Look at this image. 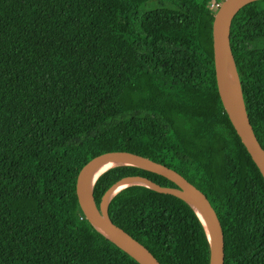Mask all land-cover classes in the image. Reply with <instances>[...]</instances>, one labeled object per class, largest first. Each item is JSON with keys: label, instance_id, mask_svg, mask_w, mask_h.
I'll return each instance as SVG.
<instances>
[{"label": "trees", "instance_id": "1", "mask_svg": "<svg viewBox=\"0 0 264 264\" xmlns=\"http://www.w3.org/2000/svg\"><path fill=\"white\" fill-rule=\"evenodd\" d=\"M221 1L0 0V264H139L89 224L75 195L82 165L111 150L147 156L206 195L224 264H264V179L214 75ZM230 47L264 149V0L236 13ZM132 175L177 188L118 165L95 180L96 207ZM107 210L161 264H209L205 229L179 197L133 184Z\"/></svg>", "mask_w": 264, "mask_h": 264}, {"label": "water", "instance_id": "2", "mask_svg": "<svg viewBox=\"0 0 264 264\" xmlns=\"http://www.w3.org/2000/svg\"><path fill=\"white\" fill-rule=\"evenodd\" d=\"M252 1L254 0H222L220 2L212 22V52L217 93L221 104L236 134L264 179V149L257 140L250 123L230 47L232 20L244 5ZM229 63H233L234 66L238 83V97L232 95L228 90L226 72ZM110 162H121V165H133L151 171L173 182L177 188L160 186L143 176H126L115 181L104 192L99 207H96L92 197V190L90 197L86 192L85 180L95 167ZM128 180H136V183L133 184L144 185L158 192L172 194L184 200L194 210L205 229L210 247L209 264H224L223 229L206 195L172 168L156 162L147 156L130 151L111 150L96 155L83 164L77 173L75 195L78 205L89 224L97 232L120 246L139 264H161L143 244L134 239L121 227L114 224L108 215L107 205L112 197L109 198L107 203L105 201L109 192L120 183Z\"/></svg>", "mask_w": 264, "mask_h": 264}, {"label": "bare ground", "instance_id": "3", "mask_svg": "<svg viewBox=\"0 0 264 264\" xmlns=\"http://www.w3.org/2000/svg\"><path fill=\"white\" fill-rule=\"evenodd\" d=\"M226 80H227L228 90L230 91V93L234 95L235 97H238L239 96L238 83H237V78H236V74L234 71L233 63L228 64L227 72H226ZM116 165L117 166L121 165V162H110L108 164L97 166L89 173V175L87 176L85 180V188H86V192L89 197L91 195V190H92L91 188L95 180L97 179V177L100 174H102L104 171H107L109 168L114 167ZM133 183H136V180H128L126 182H122L119 185H117L113 190L109 192L105 202L107 203L109 198L112 197V195H114L117 191ZM140 183H143V182H140Z\"/></svg>", "mask_w": 264, "mask_h": 264}, {"label": "built area", "instance_id": "4", "mask_svg": "<svg viewBox=\"0 0 264 264\" xmlns=\"http://www.w3.org/2000/svg\"><path fill=\"white\" fill-rule=\"evenodd\" d=\"M219 4H220V3L216 4V5H215V7H217V8H218Z\"/></svg>", "mask_w": 264, "mask_h": 264}, {"label": "rangeland", "instance_id": "5", "mask_svg": "<svg viewBox=\"0 0 264 264\" xmlns=\"http://www.w3.org/2000/svg\"><path fill=\"white\" fill-rule=\"evenodd\" d=\"M153 5V4H152Z\"/></svg>", "mask_w": 264, "mask_h": 264}]
</instances>
